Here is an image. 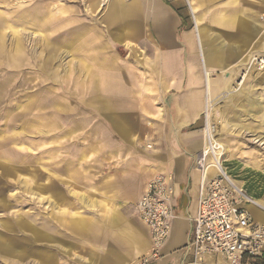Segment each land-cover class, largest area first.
Here are the masks:
<instances>
[{"label":"crops","instance_id":"crops-1","mask_svg":"<svg viewBox=\"0 0 264 264\" xmlns=\"http://www.w3.org/2000/svg\"><path fill=\"white\" fill-rule=\"evenodd\" d=\"M123 2L126 6L134 7L131 15L126 14L122 8L115 22L106 6L97 15L96 22L101 27L94 25L86 31L78 30L74 40L61 47L77 66L78 104L56 107L55 112L69 114L73 118L69 122H57L46 127V138L51 136V161L59 167L58 171L63 178L83 189V193L87 195L84 197L85 203L91 196L95 199L93 202L90 200L93 205L105 204V209L113 212L114 204L134 205L155 176L173 174L172 206L177 218L162 257L151 264H194L190 241L203 178L196 167V160L206 143L205 134L202 133V118L207 82L205 71L202 76L199 74L198 57L202 67L212 69V75L215 70L223 68L222 62L214 60L211 65L206 64L202 52L209 50L216 56H225L228 51L216 47L206 37L208 29L203 22L207 15H203L202 11V23L199 27L205 28V32L202 37L199 36L196 12H193L189 4L196 30L184 29L188 58L183 64L185 46L177 42L176 37L184 27L182 28L175 9L166 5L163 0ZM234 3L237 0L225 4L227 9L216 18L225 17L236 21L239 18L245 23L235 22L226 27L227 30L235 27L256 30L251 22L254 17H249V22H246L243 12L230 8ZM87 7L86 4L87 13L96 18L100 8L90 13ZM148 21L152 23L158 40L152 50L158 53L150 61L143 59L133 62L123 59L119 53L123 50L130 51V56L134 58L141 56L137 42L142 34L143 24ZM104 26L115 28V40ZM103 29L111 42L106 41ZM129 42L135 43L137 54H132ZM16 46L19 48L20 44ZM238 47L239 45L230 50V54H234L228 66L234 62V57L240 55L241 47ZM236 49L240 51L237 52ZM136 67L148 68L149 71L141 74ZM219 85L224 83L218 81L215 86L212 84L213 96L216 94L214 99L222 98L219 95L217 97V93L222 92L223 88H218ZM223 124L225 129L230 128L228 120H223ZM235 148L229 156L231 162L226 164L227 170L248 196L258 203L243 207L250 211L256 222L264 223V163L252 150ZM252 206L253 209H250ZM123 220L116 214L111 218L113 223H121L118 226L119 235L117 234L121 242L135 245L138 255L149 252L151 244L148 229L130 221L123 225ZM72 227L82 230L88 224L76 220ZM33 235L39 242L55 244L58 241L37 229H34ZM65 246L61 244V247ZM0 247L4 253L11 254L16 248L13 242L1 238ZM35 254L42 264H55L52 254L43 251ZM219 258L205 256L199 264H218ZM89 264H137V259H128L118 250L108 248Z\"/></svg>","mask_w":264,"mask_h":264},{"label":"rangeland","instance_id":"rangeland-1","mask_svg":"<svg viewBox=\"0 0 264 264\" xmlns=\"http://www.w3.org/2000/svg\"><path fill=\"white\" fill-rule=\"evenodd\" d=\"M92 1L99 0H0V238L16 246L12 254L4 253L0 247V264H42L35 256L37 251L52 254L55 264H89L108 248L142 264L149 253L138 255L135 245L122 243L118 236L121 223L111 221L116 214L125 220L123 225L130 221L145 228L134 216V205L114 204L113 212L105 209V204L93 205L95 199L91 196L85 203L87 195L83 189L63 178L59 167L51 161V136L47 139L45 135L46 127L73 118L55 112L56 107L78 104L77 66L61 47L73 41L78 30L86 31L94 25L101 27L96 20L104 8L92 18L86 11V4ZM193 1H197L203 15H207L203 24L208 29V40L228 52L237 45L241 47L240 55L234 57L226 75L219 68L209 77L214 86L219 81L231 90L236 86L240 88L238 96L233 91L222 98L217 96L213 125L218 138H225L231 152L235 147H243L252 150L264 163V0H237L230 6L243 12L246 22L254 17L259 26L256 25V30L239 27L227 30L211 24V18L220 17L227 9L225 4L231 0ZM163 2L175 9L184 22L176 40L185 46L184 29L194 31L195 28L188 0ZM104 27L115 40V28ZM107 32L106 41L111 42ZM157 42L152 23L148 21L143 24L137 42L141 56L134 58L128 50L119 53L123 59L133 62L150 61L158 53L152 50ZM187 58L185 46L183 64ZM200 63L198 57V71L202 76L206 68ZM136 68L141 74L148 70ZM253 100L261 102L260 112L249 113ZM223 120L229 121L230 128H224ZM206 121L204 114L203 135ZM224 159L225 166L231 162L228 157ZM257 172L263 174L260 170ZM76 220L88 227L73 228ZM34 229L58 241L55 244L39 242L33 235ZM61 244L66 246L61 247Z\"/></svg>","mask_w":264,"mask_h":264},{"label":"built area","instance_id":"built-area-1","mask_svg":"<svg viewBox=\"0 0 264 264\" xmlns=\"http://www.w3.org/2000/svg\"><path fill=\"white\" fill-rule=\"evenodd\" d=\"M196 167L203 178L190 241L194 264L205 256L222 257L235 264L264 260V224L256 222L243 207L253 199L229 174L224 160L217 167L205 156L196 160ZM212 168L216 172L210 177ZM173 182V174L155 176L133 206L135 218L150 234V250L142 264L158 261L171 237L177 218L172 206Z\"/></svg>","mask_w":264,"mask_h":264},{"label":"bare ground","instance_id":"bare-ground-1","mask_svg":"<svg viewBox=\"0 0 264 264\" xmlns=\"http://www.w3.org/2000/svg\"><path fill=\"white\" fill-rule=\"evenodd\" d=\"M188 2H189V4L192 7L193 12H196L195 13L196 14V23L198 25L197 31H198L199 36L202 37L204 32H205V28L203 29V28L199 27V25L202 23V20H201V18H202L201 17L202 8L199 6L198 2H196V1L188 0ZM125 4H124L123 0H99V1H92V2L88 3V7L87 8H88L90 13H94V11L97 8H101V7L104 8V7L107 6V10L109 12H111L112 20H114L116 22L117 16L120 14V10H122V8H123L124 12H126V14L131 15L133 13L132 11H133L134 7H129L128 5L126 6ZM134 12H135V10H134ZM211 21L216 26H221L223 28L231 26L235 22H238L239 24H242L244 22L242 19H239V18L236 21V20L230 19V18L226 19L225 17H222V18H219V19L215 18L213 20L211 19ZM251 22L253 23V25H255V26H253L254 29H255L256 25H257L256 24L257 20L254 19V20H251ZM243 24L245 25V23H243ZM197 37H198V35H197ZM129 47L131 49L132 54H137V48H136L135 43L129 42ZM239 51L237 50V52H239ZM230 53H231V51L226 53L225 56H222V55L216 56L214 53H212L209 50H207V51H203L202 52V57H203L204 62L206 64H209V65H211L214 60L215 61L216 60H220L222 62V65H223V68H221V70L225 74L226 70L228 68V62L230 61V59H232L233 54H234V53H232V54H230ZM263 63L264 62H262V65H263ZM211 71H212V69L211 70L206 69V74H205V78H206V82H207V86H206L207 89L205 88V100H204L205 104H204L203 113L207 117V121H206L207 125H206V131H205V142L206 143L204 145L203 150L200 152V154H198L197 159H203L205 156H209V159L211 160V162H213L214 165L218 167V164L222 160L226 161L224 159V157H228L229 158V156L231 154V148L228 147L226 145V143L224 142L225 138H223V137L221 139L218 138L219 134L215 131V128H214V125H213L214 124L213 123L214 122V112H216V110H215V108H216L215 107L216 99H214V96H213L214 91H213V87H212V81H210V79H209L210 74L212 73ZM225 75H223V76H225ZM244 81H245V77H244ZM220 87H223L222 90H221L222 92L219 94V96H221V97H225V96H227L230 93L232 94V91L234 92L235 96H238V94L240 93V88H238L237 86L233 87L232 88L233 90L229 89L225 84L218 86V88H220ZM217 96H218V94H217ZM255 100H256V98H255ZM255 100H253L251 102V105H250V107L248 109L249 113L260 112L263 109L261 102L255 101ZM258 142L263 143L260 140H258ZM215 172H216V170L214 168H212L210 170V172H209V175L213 177L215 175ZM253 203L254 204H258V203H255L254 200L252 201L251 204H253ZM249 208L253 209V206L249 207ZM261 224H264V223H261ZM218 264H235V263L233 261L228 262L225 259H223L222 257H220L219 261H218Z\"/></svg>","mask_w":264,"mask_h":264},{"label":"trees","instance_id":"trees-1","mask_svg":"<svg viewBox=\"0 0 264 264\" xmlns=\"http://www.w3.org/2000/svg\"><path fill=\"white\" fill-rule=\"evenodd\" d=\"M185 26L184 22L182 21V28ZM254 264H264V260H257Z\"/></svg>","mask_w":264,"mask_h":264}]
</instances>
